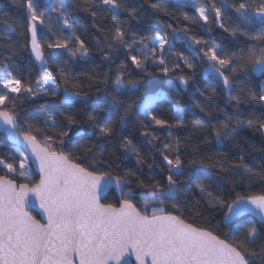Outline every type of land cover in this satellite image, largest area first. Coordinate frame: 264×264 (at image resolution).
<instances>
[{"label": "snow or ice", "instance_id": "1", "mask_svg": "<svg viewBox=\"0 0 264 264\" xmlns=\"http://www.w3.org/2000/svg\"><path fill=\"white\" fill-rule=\"evenodd\" d=\"M13 3H18V0H13ZM83 3L86 10L91 9L93 17L98 12H106L110 16L112 27L107 30L111 33L109 47H126L131 65L139 72L150 74L149 67H155L166 78L167 88L162 92H147L138 100L121 99L135 96L144 88L139 79L126 80L124 77L129 75L127 65L122 66L114 80L105 78V83L110 82L112 88L97 97L92 111L88 113V122L93 131H77L75 136L79 140L88 136L96 137L98 142L110 141L135 116L143 118L141 127L144 130L140 135L151 137L147 143L152 146L157 139L155 129L185 126V112L178 97L188 87L189 79L183 74L181 62L184 68L194 72L197 65L193 60L197 59L207 62L202 71L210 72L222 82L228 102H234L233 106L238 110L250 101H257L264 108V86L259 93L249 87L246 96L233 94V84L237 79L264 76V31L250 30L253 25L264 26V0H238L231 5L222 3L220 6H217L216 0H206L204 4L199 3V0H174L171 6L159 0L151 2L152 9L166 16L182 17L184 21L192 23L203 21L204 25H208L211 20L230 33L231 37H246L248 41L256 42L246 49L229 52L219 44L209 45L207 40L189 35L184 41L189 55L174 50L180 37L170 24L166 25L172 29L170 33L161 32L151 38L140 36L136 39V32H128V22L121 20L123 12H127L132 19L138 18V9L127 7L126 0H83ZM74 5L80 7L75 0H63L58 7L51 8L56 13V31H53L51 22L46 20L45 12L37 11L34 0H26L23 5L27 8V33L30 40L19 46L10 41L6 47L8 55L12 56L17 54L18 47L23 49L30 46L33 62L38 63L40 69L34 82L17 75L20 70L18 66L10 67L8 63L0 61V126H3L12 141L10 150L14 153L0 155V171L4 173L0 175V264H264L262 229L254 225H233L236 218L245 214L259 216L264 224V194H237L234 199L228 200L209 191L204 184L197 185L208 205L213 209H227L223 216L224 222L233 226L236 233L230 240L221 239L209 228L198 226L195 220L188 222L189 212L197 218L201 212L189 209L187 203L183 208L180 203H172L175 212L167 210L169 201L180 200L177 178L192 179L185 171L188 165L181 159L178 140L164 143V150L160 152L167 176L163 180H155L152 173L146 185L141 170L135 180L140 190L136 191L130 178L135 174H113L112 162L104 157L107 149L103 143L99 147L74 143L69 136L71 125L77 123L74 115L66 114L67 130L62 128L54 134L46 131L49 126L53 129L57 126L52 116L47 117L43 127L28 121L21 122L19 113L25 101H36L41 96L60 97L65 104L73 105L87 100V93L82 97L80 91L60 87L58 79L65 84L73 79L71 72L64 66L66 61L61 59L54 68L50 67L43 51L46 44L49 49L66 50L69 58L89 55L84 41L76 35L75 24L70 16ZM189 7L194 9L196 15H189L185 10ZM229 7L235 14V26L231 28L223 22L226 15L224 9ZM38 25L47 26L53 36L64 30H69L70 35L57 37L54 42L45 40L41 43ZM188 31L185 25L186 35ZM169 54L175 56L174 63L167 59ZM103 59L108 60V54ZM78 87L77 81L73 88ZM241 91L243 93L245 89ZM211 99L209 96L208 100ZM164 100L173 104L174 117L171 122L159 115L160 103ZM197 106L210 115L199 102ZM101 112L114 117V120L98 119ZM232 119L227 116L222 127L215 129L217 143L235 141L234 134L242 128L264 130V118L254 114L247 118L237 115L235 126H230ZM205 143L211 141L205 140ZM122 147L135 155L138 165L145 163L132 140L124 139ZM191 147L193 155L199 153L197 146ZM29 151L30 156L26 154ZM256 159L253 156L249 163H245V157L240 155L238 160L226 161L227 167L225 163H220L219 169L220 172L242 173L240 183H250L252 177L257 175L250 167V163ZM30 160L36 163L39 181L31 185L19 183L17 173L21 180L31 178L28 166ZM197 163L199 161L195 159L189 162L192 166ZM152 167V164H148L149 169ZM244 177L248 180L245 181ZM259 178L264 179V165L261 166ZM113 186L119 190L120 199L116 203L103 202L105 194ZM33 198L43 210V223L27 211ZM137 198L144 201L139 206L135 202Z\"/></svg>", "mask_w": 264, "mask_h": 264}, {"label": "trees", "instance_id": "2", "mask_svg": "<svg viewBox=\"0 0 264 264\" xmlns=\"http://www.w3.org/2000/svg\"><path fill=\"white\" fill-rule=\"evenodd\" d=\"M26 0H18V3H13V0H0V61L8 63L10 67L13 65L18 66L17 75L30 79L34 82L40 69L38 64L33 62L32 55L29 48H17V54L9 56L6 45L10 41H14L19 46L20 43H28L30 35L27 33L28 29V15L25 5ZM37 11L45 12L47 21L51 22L53 31H56V13L51 11V8L58 7L63 0H34ZM151 2L156 0H126V6L129 8L135 7L137 11V19L129 17L127 12L121 13V20L127 21V31L136 32V39L140 36H147L151 38L161 32L170 33L172 29L166 27V25H172L173 29H176V34L180 37L175 44L176 52H184L185 55H189L187 50V44L184 41L187 36H196L209 42V45L215 43L219 44L221 48L226 51H238L240 49H246L250 45L256 43L254 41H248L246 37H231L230 33L225 32L223 29L210 20L208 25H204L203 21L199 23H192L190 21H184L182 17L173 18V16H166L162 12H156L150 7ZM159 2L166 6H171L174 0H159ZM206 0H199V3L204 4ZM238 2V0H216L217 6L223 4L231 5ZM76 4L80 7H73L70 10V16L74 21L76 28V35L84 41L85 46L89 50L87 57L69 58V54L63 49H49L46 44L43 51L45 57L49 61L50 67H55L60 63V60L66 61L64 65L66 70H69L72 74L71 79L67 84L59 81L60 87L63 89L67 87L70 91L76 90L81 92L83 97L87 93V100L84 102L74 103L73 105L65 104L61 101L60 97H44L37 98L36 101L28 100L23 103V110L20 111L19 117L21 122L28 121L35 124H39L43 127V123L47 121L48 116H52L56 121V128L49 126L46 131L50 134L59 132L62 128L67 130L66 114H71L76 117L77 123L71 125L72 131L69 136L72 137L74 143L78 142L81 146L95 145L99 147L101 143L107 149L104 153V157L107 161L112 162V171L115 175H123L124 173H132L135 176H131L133 179V187L136 191H139V186L135 183L136 177H139L141 170L143 171V178L147 185L150 174L154 173L155 180H163L167 176V168L161 161L160 152H162L164 143H173L179 141L182 153L181 159L188 167L185 169L192 179L186 180L185 177H178V192L181 194L179 201H169L167 204V210L175 212L172 209V203H180L181 207L185 206L191 210L200 211V217H194L191 212L187 215V221L193 222L198 226L207 227L215 234H218L221 239H231L236 235L234 227H225L223 224L224 212L223 209H213L207 203L206 198H202L197 188L198 184H204L209 191L214 194L222 195L226 199L231 200L239 195L250 194H264V179H260L261 166L264 165V130L253 128H242L235 133V141L224 140L223 143H217L215 140V129L222 127V122L231 116L233 119L230 122V126H235V117L241 115V118H247L250 115H255L258 118H264V108L261 107L257 101H250L248 104H243L238 110L234 107V102L229 103L224 88L214 78L204 80L201 77V72L206 61L193 60L196 63L194 72H190L189 69L183 67V74L189 79V85L187 91L180 92L178 97L181 107L185 112V126L173 127L171 129H155L154 135L157 137L153 141V145L147 143L151 137L141 136L140 133L144 130L141 125L144 122L141 116H135L130 118V121L124 126V129L120 131L117 136L107 142L97 141L96 137L85 136L84 140H79L75 136L77 131L81 133H89L93 131L92 125L88 122V113L92 111L97 97L103 96L106 91H110L112 84L105 83V78L110 80L115 79V75L121 69L122 66L127 65V72L129 75L125 76L126 80L139 79L144 84V88L135 96L128 98L121 97V99L138 100L141 99L147 92H160L167 88L166 78L157 71L155 67H149V73L146 74L134 69L131 65L128 52L129 50L123 46L109 47L111 43V33L107 30L111 29L112 21L110 16L106 12H98L96 17L91 15V9L86 10L83 0H75ZM189 15H196L194 9L186 8ZM226 15L223 22L229 28L234 27L235 14L232 8L224 9ZM211 15V14H210ZM187 25L189 31L187 35L184 32V27ZM103 29L101 32L97 29ZM253 32L264 31V26L259 24L253 25L250 28ZM70 35L69 30H64L63 33L57 32L56 36H53L52 32L48 31V27L45 25H38V39L41 43L45 40L54 42L57 37L65 38ZM105 36L108 37L105 40ZM71 47V45H70ZM108 54L109 59L104 60L103 56ZM168 60L175 62V56L169 54ZM172 66L171 64L169 65ZM179 74V73H178ZM91 77V78H89ZM79 82L78 88H73L76 82ZM264 86V76L256 78L252 76H243L237 79L233 84V94H242L246 96V89L251 88L253 91L259 93L261 87ZM213 89H215V95H213ZM242 89L245 92L242 93ZM203 93V95L201 94ZM212 99L209 101L208 97ZM197 102L200 103L205 109L202 112L200 107L197 106ZM19 104L20 101H17ZM159 115L161 118L169 120L170 122L174 117V108L171 101L164 100L160 103ZM98 119L107 121L110 118L106 113H99ZM50 125V122H49ZM23 127V123H22ZM171 133V135H169ZM68 139V138H65ZM124 139L132 140V143L140 151L141 157L145 163L138 165L136 163L135 155H132L122 147V141ZM205 140L211 141V143H205ZM0 155H13L11 152V144H9L3 135H0ZM197 146L199 153L193 155L192 147ZM95 151V147L93 148ZM173 155V154H170ZM240 155L245 157V163H249L251 157H256L255 162L250 163V167L255 170L257 175L252 177L251 182L240 183L242 173L233 171L220 172L219 164L226 161L238 160ZM127 157V158H126ZM197 160L199 163L194 166L190 165L191 160ZM148 164H152V169L148 168ZM217 165V167H213ZM225 167L227 164L225 163ZM3 171H0V175H3ZM32 180H21L17 173V181L19 183L35 184L38 182V176L33 172ZM247 181L248 178L244 177ZM235 186V191L233 187ZM147 190V189H145ZM127 191V189H125ZM120 197L111 191L106 199L105 203H116ZM137 205H141L144 201L137 198ZM156 206V205H153ZM32 215L39 219L38 215L32 212ZM233 225H241L244 227L256 226L262 229V235H264V225L251 216H245Z\"/></svg>", "mask_w": 264, "mask_h": 264}, {"label": "water", "instance_id": "3", "mask_svg": "<svg viewBox=\"0 0 264 264\" xmlns=\"http://www.w3.org/2000/svg\"><path fill=\"white\" fill-rule=\"evenodd\" d=\"M32 59H33V61H34V58H33V57H32ZM36 64H38V63H36ZM254 76H255V75H254ZM201 77H202L204 80L209 79V78H214V79H215V76H214L213 74H211L210 72H205V71H202V72H201ZM255 77L259 79V78H261L262 76H261V77H257V76H255ZM218 82L222 85V82H221V81H218ZM222 87H223V85H222ZM182 91H183V92H186V91H187V88H186V89H183ZM0 135H3V136L6 138L7 142H8L9 144L12 145V141H11L10 138L8 137V134L4 131L3 126H0ZM26 154L29 155V156L31 155V154H30V151L27 152ZM29 164H30V166H31V168H32V170H33V172L38 176V178H40V177H39V174H38V168H37V166H36L35 161H34V160H30V161H29ZM38 181H39V179H38ZM111 191H114V192L120 197L119 190L116 189L114 186H113L112 188H110V189L108 190V192L105 194L106 197L108 196V194H109ZM104 200H105V199H104ZM27 211H28L31 215H32V212L36 213V214L38 215V217H39V220H41L42 223L45 222L44 219H43V210L40 208V206H39V202L36 201L35 198H33V203L27 208ZM245 216H251V217L255 218L257 221H259V222L262 224L261 219H260L259 216H253V215H251V214H245V215L242 216V217H238V218H236V220L233 221V223L236 222L237 220H239V219L245 217ZM223 224H224L225 227H229V225H227V224L224 222V219H223ZM262 225H264V224H262ZM132 259L134 260V257H133Z\"/></svg>", "mask_w": 264, "mask_h": 264}, {"label": "rangeland", "instance_id": "4", "mask_svg": "<svg viewBox=\"0 0 264 264\" xmlns=\"http://www.w3.org/2000/svg\"><path fill=\"white\" fill-rule=\"evenodd\" d=\"M160 92H162V91H160ZM109 120H114V118H110ZM119 133V132H118ZM29 166V169H30V173H31V178L29 179V180H32V178H33V170H32V168H31V166H30V164L28 165Z\"/></svg>", "mask_w": 264, "mask_h": 264}]
</instances>
